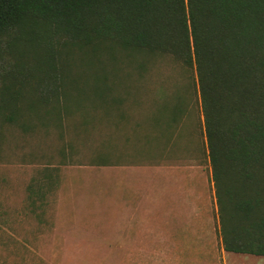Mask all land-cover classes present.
I'll return each mask as SVG.
<instances>
[{"label":"rangeland","instance_id":"rangeland-1","mask_svg":"<svg viewBox=\"0 0 264 264\" xmlns=\"http://www.w3.org/2000/svg\"><path fill=\"white\" fill-rule=\"evenodd\" d=\"M101 51L63 55V71L89 82L65 106L0 116V264H158L166 245L178 264H264L223 249L194 75L169 54ZM94 76L110 80L103 96ZM145 163L192 177L190 211L189 179Z\"/></svg>","mask_w":264,"mask_h":264},{"label":"trees","instance_id":"trees-1","mask_svg":"<svg viewBox=\"0 0 264 264\" xmlns=\"http://www.w3.org/2000/svg\"><path fill=\"white\" fill-rule=\"evenodd\" d=\"M113 46L194 75L223 249L264 255V0H0V116L65 106L89 82L63 55ZM109 81L94 76L92 93Z\"/></svg>","mask_w":264,"mask_h":264},{"label":"crops","instance_id":"crops-1","mask_svg":"<svg viewBox=\"0 0 264 264\" xmlns=\"http://www.w3.org/2000/svg\"><path fill=\"white\" fill-rule=\"evenodd\" d=\"M159 153H161V152H159ZM161 159H164V158L159 157V160H161ZM147 168L151 169V170H149V172L150 171L164 170L163 173L166 176H168V178L171 177V175L175 174V173L182 175V178L184 176H185V178H188L189 181H188V183L187 182L185 183L186 185L183 187L182 191H183V193L186 194L183 196V198H184V202L187 204L186 208H188L190 211L192 198H193V195H195L194 193H196L194 191V189H192L191 184H190L192 177L188 176L187 173H185V175L181 174V171L179 170V166H176V165H165V164L159 163L156 166H151V165L145 163V169H147ZM163 188H164L163 190H165V187H163ZM186 196H188V197L186 198ZM161 209H162V207H161ZM159 211H161V210L159 209L158 212ZM152 212L153 211L150 208L145 206V219L146 218H152ZM169 215H171V212L168 213L169 219H167V223H169V224L175 223L176 224L175 214H174L173 210H172V216H169ZM172 240L174 242L173 244H175L176 241H179L178 239H172ZM168 247H169V245H166V246H163V248H164L163 250H162V248L158 250V257L160 258L158 261V264H178V263H180L181 258L179 256V254L181 251L177 250L176 248H168ZM227 252H229V251H227ZM172 258H174V259H172Z\"/></svg>","mask_w":264,"mask_h":264}]
</instances>
